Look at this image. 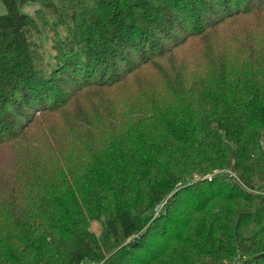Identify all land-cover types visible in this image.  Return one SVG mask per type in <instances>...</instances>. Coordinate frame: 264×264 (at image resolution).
<instances>
[{
  "label": "trees",
  "instance_id": "1",
  "mask_svg": "<svg viewBox=\"0 0 264 264\" xmlns=\"http://www.w3.org/2000/svg\"><path fill=\"white\" fill-rule=\"evenodd\" d=\"M40 2L0 0V264H264V0Z\"/></svg>",
  "mask_w": 264,
  "mask_h": 264
},
{
  "label": "rangeland",
  "instance_id": "2",
  "mask_svg": "<svg viewBox=\"0 0 264 264\" xmlns=\"http://www.w3.org/2000/svg\"><path fill=\"white\" fill-rule=\"evenodd\" d=\"M19 7L22 11L28 13L29 15L35 17V11L37 9H43L40 0L29 1V0H18ZM4 11L3 5L0 4V13ZM47 23H38V29L30 33V39L33 43V46L44 55L48 57L52 52V45L62 38L68 36L69 30L68 26L70 21L56 23L54 18L51 15H47ZM3 160L0 154V163ZM161 205V204H160ZM89 229L94 232L96 235H99L101 231V219L92 220L89 225ZM225 264H231L226 262Z\"/></svg>",
  "mask_w": 264,
  "mask_h": 264
},
{
  "label": "built area",
  "instance_id": "3",
  "mask_svg": "<svg viewBox=\"0 0 264 264\" xmlns=\"http://www.w3.org/2000/svg\"><path fill=\"white\" fill-rule=\"evenodd\" d=\"M216 173H225V174H229L230 176H235V174L233 172H230L226 169H214L211 173H209L207 176L210 177L212 174H216ZM264 194V192H263Z\"/></svg>",
  "mask_w": 264,
  "mask_h": 264
}]
</instances>
